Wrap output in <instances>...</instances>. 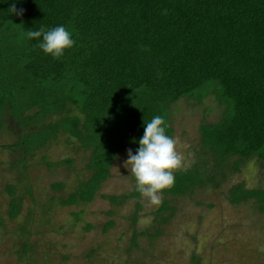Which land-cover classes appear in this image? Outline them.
<instances>
[{"label":"trees","instance_id":"obj_1","mask_svg":"<svg viewBox=\"0 0 264 264\" xmlns=\"http://www.w3.org/2000/svg\"><path fill=\"white\" fill-rule=\"evenodd\" d=\"M13 4L23 15L8 11ZM61 25L75 43L59 58L38 46L42 37H26ZM211 95L224 113L200 128L203 159L176 171L163 194L187 196L218 186L247 161L264 162V0H0V132L17 137L5 149L19 154L21 177L29 159L62 136L90 152L89 177L62 207L92 203L154 116L173 137L172 108ZM15 191L9 187L10 221L22 211ZM106 199L115 205L125 197ZM228 201H254L264 212V190L240 184Z\"/></svg>","mask_w":264,"mask_h":264},{"label":"rangeland","instance_id":"obj_2","mask_svg":"<svg viewBox=\"0 0 264 264\" xmlns=\"http://www.w3.org/2000/svg\"><path fill=\"white\" fill-rule=\"evenodd\" d=\"M223 113L213 95L183 99L172 108L173 138L184 156L180 170L203 159L200 128L218 122ZM16 140L0 132V264H264V212L254 201L239 206L228 201L230 189L240 184L264 190V162L247 161L218 186L209 184L187 196L162 193V203L153 206L136 196L130 166L124 165L127 150L137 151L127 146L92 203L62 207L59 202L89 177L90 152L62 136L29 159L23 178L15 166L19 154L5 149ZM44 158L73 163L51 169ZM55 184L64 190H54ZM9 187L22 200L15 221L8 217ZM106 197L125 199L114 205ZM165 206L168 210L161 211Z\"/></svg>","mask_w":264,"mask_h":264},{"label":"clouds","instance_id":"obj_3","mask_svg":"<svg viewBox=\"0 0 264 264\" xmlns=\"http://www.w3.org/2000/svg\"><path fill=\"white\" fill-rule=\"evenodd\" d=\"M8 11L18 16L23 15V9L17 10L15 4ZM26 37H42L38 46L53 58L61 57L64 51L75 43L71 33L62 25L47 31L41 26L39 30L27 31ZM166 128V121L160 115L154 116L146 123L136 154L128 149V159L124 165L130 166L126 168L135 178L136 191L153 206L162 203L163 191L174 186V173L183 167L184 156L178 151V141L166 134Z\"/></svg>","mask_w":264,"mask_h":264}]
</instances>
